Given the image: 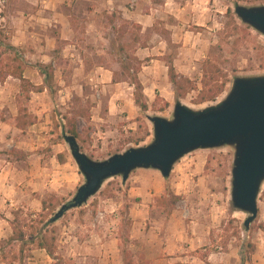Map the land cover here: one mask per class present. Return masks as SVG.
<instances>
[{
    "label": "rangeland",
    "instance_id": "374dc122",
    "mask_svg": "<svg viewBox=\"0 0 264 264\" xmlns=\"http://www.w3.org/2000/svg\"><path fill=\"white\" fill-rule=\"evenodd\" d=\"M237 4L262 5L264 0L255 2L215 0L213 6L210 7V21L207 20L202 27L191 22L185 27L192 31L189 33L185 45L191 47L196 53L201 49L204 51V57L195 56L198 60L193 58L194 67L188 68V77L196 82L197 87L201 88V60L206 58L209 53L215 57L217 64L229 75L230 82L227 84L226 90L213 101L197 103L198 91L194 90L187 92L184 97H177L174 91H168L169 106L159 111L155 109L162 107L163 101L167 100L159 92H154L151 95L152 98H147V101L151 105L156 95H159L160 98L156 100V108H149L146 112H139L136 108L135 114H132V117L128 119L125 118L128 112L121 110L108 119L107 97L109 92L106 90L98 92L93 87L88 66L85 72L72 70L70 67L68 73L58 74L52 83V96L50 95L47 99L48 103L40 105L39 108H37L36 100L29 102V99L25 98V92L21 90L19 81L6 78L8 89L1 92L3 95L1 102L6 105H0V115L3 119H7L9 127L5 137L0 138L2 141L0 164L5 165L7 161H14L19 157L18 147L21 146L25 131L30 129L29 140L34 139L32 142H35H33V146L36 147L35 151L39 150L45 158H49L53 154L51 145L59 143V146L56 147L62 149L69 162L78 169L68 144L63 138L66 129L61 126L64 123L62 115L73 109L85 107L89 110L91 117L100 116L106 119V121L100 122V130L95 132H93L94 124H92L91 118L89 120L78 118L77 120V128L80 133L77 141L82 147L81 150L94 160H103L129 147L149 143L152 139V123L148 117L159 115L170 119L176 100L192 109H200L222 99L229 90L234 77L264 74L263 34L249 26L250 35L240 37L238 43L232 44L231 39L225 40L223 30L227 20L225 13L228 7L234 13V7ZM236 19L242 23L237 17ZM122 25L126 27L124 31L129 27L132 35H128L125 39L116 35L117 40L115 41L114 36L109 37L107 34L108 40L105 45L104 64L110 68L115 67L118 79L126 78L120 74L121 68L124 66V55L128 53L132 55L134 47L138 46L137 43L131 41L134 35L139 37L141 44H146L151 40L154 41L153 43H157L159 39L151 38L153 27L140 34L136 24L131 28L127 24L123 23ZM153 26L159 30H165L158 20L154 22ZM121 44L126 46L125 51L119 50ZM161 45L158 43L157 47ZM181 45L182 43L176 44L168 41L167 53L169 51L172 54L178 52V47ZM3 49V47L0 48V51ZM157 49L162 50L161 48ZM155 53H157L156 50ZM12 55V51L2 53L0 59V62H3L2 66ZM147 59L148 57L144 62L149 61ZM97 60V58H90L86 62L93 63ZM147 91L150 93V90ZM7 104L11 106L9 107ZM23 108L27 109V113L31 115L32 119L34 110L40 111L42 117L39 121L34 118L35 125L27 126L24 128L26 130L21 132L16 130V115L19 109L21 114H25L21 110ZM136 139L141 140L135 145ZM119 149L121 150L118 151ZM233 156L234 148L229 145L197 149L179 159L167 178L162 177L157 170L136 169L130 173L125 182L121 176H113L105 180L99 191L91 196L86 203L67 210L57 221L46 226L48 237L55 238L57 258L48 259L43 254L38 257L37 264H88V262L99 259L96 251H94V255L84 251V253L78 254V252H72L70 248H66L67 246L71 247L72 241L75 243V239L93 244L94 249H96L97 243H107L109 250L116 248L121 264V246L123 244L131 251L135 264L138 261H148L150 264H257L259 260L263 261L264 182L257 198V217L251 223L250 228L246 230L243 221L247 214L233 208L230 199ZM83 182L84 177L80 173V178L72 190L60 191L57 196L47 192L43 199L48 201L51 195L57 197L61 204L56 208V212L63 203L74 196L77 187ZM170 192L179 196V200L171 210L159 201L162 196L168 197ZM7 210L11 219H13V212L17 213V224L26 233L36 231L46 223V220L42 222L43 215L45 219L53 216L52 214L48 217L47 211L41 214V209L38 212H33L18 204L13 207L8 204L4 211ZM0 216H2L1 213ZM126 219H129V225L124 223ZM127 235L129 240L124 243L123 239ZM9 237L10 235L0 241V263L27 264V260L24 261L23 257L30 250L36 248L35 243L27 244L24 253V251H20L21 242L8 243ZM249 243L254 245V250L251 251L248 248ZM24 248L25 246H23ZM241 249L244 259L240 254ZM84 255L88 258L84 259ZM178 257H181L183 262ZM93 264L95 263L93 262Z\"/></svg>",
    "mask_w": 264,
    "mask_h": 264
},
{
    "label": "crops",
    "instance_id": "0c3cea01",
    "mask_svg": "<svg viewBox=\"0 0 264 264\" xmlns=\"http://www.w3.org/2000/svg\"><path fill=\"white\" fill-rule=\"evenodd\" d=\"M214 2L215 0H163V3L157 4L152 0H0V30L3 33L0 38L7 36L8 38L4 41L19 50L29 65L25 68L24 77L35 85L43 82L35 66L37 63H51L54 68V78L58 74L68 73L70 67L72 70L85 72L88 66L93 87L98 92L103 90L109 92L108 119L121 110L128 112L125 116L128 119L135 114L137 108L133 101V87L124 78L113 82L115 67L110 68L104 64L107 34L109 37L114 36L116 41L115 36H120L118 31L123 23L130 28L134 24L139 25L140 34H143L151 30L156 20L160 21L167 33L162 34L153 30L151 38H159L157 43H153V40L147 41L144 47L141 46L139 37L134 35V37L137 36V40L131 38V41L138 46L134 47L133 55L140 60L150 56L159 57L170 53V51L167 53L168 41L182 43L178 47L179 51L173 53V63L179 74L189 76L188 68L194 67L193 58L194 60H198L195 56L203 58L204 51L201 49L196 53L191 47L185 45L189 33L192 32L185 27L190 22L202 27L207 20L210 21V7ZM128 35H132L129 27L120 37L125 39ZM158 43L165 46L157 47ZM90 58L98 60L93 63L86 62ZM138 76L147 98L151 99L152 93L159 92L168 101V91L172 92L173 86L169 82L167 66L162 59L151 58L144 62ZM8 78L19 81L12 76ZM7 85L6 80L0 82L1 106L6 105L1 102L3 100L1 92L8 89ZM147 90H150V93H147ZM29 95V102L36 100L37 108H39L40 105L48 103L50 92L45 87L43 91H31ZM7 106L11 105L7 104ZM39 112L32 111L33 118H37L38 121L42 117ZM6 120L0 115V138L5 137L8 130L9 125ZM91 120L94 124L93 132L100 130V122L106 121L100 116H93ZM16 130L24 132L26 129L16 128ZM30 131V129L25 131L21 146L18 147L20 157L15 158L14 161H7L5 165L0 164V213L2 214L0 241L13 233L10 224L12 219L8 210L4 211L8 204L10 207L18 204L22 208L38 212L42 207L41 201L44 194L50 192L57 196L60 191L72 190L80 178L79 170L69 162L68 157L63 154L64 151L56 147L59 143L51 145L53 154L49 158H45L41 151H35L36 147L33 146L35 142H32L34 139L29 140ZM0 145L2 148L1 140ZM58 154H63L64 162L58 161ZM71 245L66 248L78 254L86 252L94 255L96 251L99 259L93 260L95 264H121L116 248L109 250L107 247L109 245L105 242L97 243L96 249L93 244L76 239ZM26 247L25 245L24 253ZM43 254L51 259L45 250L39 248L30 250L23 259L27 260V264H37L38 257ZM84 257V259L88 258L86 255ZM111 257L113 259H110ZM178 258L183 262L181 257ZM257 264H264V259L259 260Z\"/></svg>",
    "mask_w": 264,
    "mask_h": 264
},
{
    "label": "water",
    "instance_id": "95a60500",
    "mask_svg": "<svg viewBox=\"0 0 264 264\" xmlns=\"http://www.w3.org/2000/svg\"><path fill=\"white\" fill-rule=\"evenodd\" d=\"M236 17L264 35V4L234 7ZM152 139L132 146L103 160H94L81 150L74 135L63 133L84 182L74 196L51 217L57 221L64 213L94 196L105 180L121 176L123 182L136 169H153L169 177L174 164L197 149L234 148L231 169L232 207L247 214L248 230L258 213L257 198L264 182V74L236 76L225 96L200 109L176 100L170 119L153 115Z\"/></svg>",
    "mask_w": 264,
    "mask_h": 264
},
{
    "label": "trees",
    "instance_id": "16d2710c",
    "mask_svg": "<svg viewBox=\"0 0 264 264\" xmlns=\"http://www.w3.org/2000/svg\"><path fill=\"white\" fill-rule=\"evenodd\" d=\"M245 2H255L258 0H241ZM154 3L161 4L163 3V0H153ZM227 20L224 24L223 30L225 35V40L231 39L232 44L238 43V40L240 37L248 36L250 35L249 26L244 25L240 23L234 13L232 12L231 8H227V11L225 13ZM138 29L140 28L139 25H135ZM124 28L125 26L122 25L119 28V35L123 36L124 34ZM153 30L155 32H162L167 33V30H159L156 28V26H153ZM2 31L0 30V36L2 35ZM119 36V37H120ZM137 37V36H136ZM136 37H133V40H137ZM8 37H2L0 38V48H4L0 51V59L2 53L6 51H12L13 55L9 58L8 61L4 63L2 66V61L0 62V82L5 81V79L8 76H12L19 80L20 82V88L22 91L25 92V98L29 99L30 95L29 93L31 91L33 92H41L44 90L45 87L48 88L50 95L52 96V83L54 80V68L51 63L48 64H42L37 63L35 66L38 68L39 73L41 74L43 78V82L40 85L33 84L28 78L24 77V71L25 68L28 67L27 61L22 57L21 53H19V50L12 46L10 43H8L6 40ZM3 41V42H1ZM141 46H145L144 43L141 44ZM119 50L125 51L126 46L124 44L119 45ZM154 57H148L147 60H150ZM162 59L165 62V65L167 66V75L169 82L173 86L174 94L177 97H184L187 92L189 91H198L197 94V103H202L205 101H213L218 97L221 93H223L226 90L227 84L230 82L229 75L227 71L222 69L217 62L215 61V57L211 55L210 53L207 55L206 58L201 60V72H202V79H201V88L199 89L197 87L196 82L191 79L188 76H184L182 74H179L173 63V54L169 53L163 56L155 57ZM145 59L140 60L138 57L134 56L133 54H126L124 58V66L121 68L120 74L126 76L125 80L129 82V84L133 87V101L136 107L138 108L139 112H146L149 110V108H156V100H158L159 95H156L155 100L150 105L147 101V97L144 93V87L139 79V72L141 71V66L144 63ZM12 63V64H11ZM117 73H113V82L119 80L116 77ZM169 106L168 101H163L162 107L159 110L162 111L165 108ZM24 111L25 114H21L20 109L18 114L16 115V127L19 129H23L27 126H30L34 124V118L32 119L31 115L27 113V109L23 108L21 109ZM69 114V115H68ZM64 119L63 125H61L64 129H66V132L68 134L74 135L76 138L80 137V133L77 128V120L78 118H84L85 120H89L91 118V114L89 110L85 107H78L73 109L67 114L62 115ZM141 139H136L134 144H138V142ZM82 148V147H81ZM119 149L118 151H120ZM20 157V155H19ZM57 159L59 162H64V157L62 154L57 155ZM179 200V196L175 195L174 193H169L168 197L162 196L159 198V201L163 203L166 207L169 208V210L173 209L177 201ZM42 207H41V214L43 212L47 211V216L54 214L56 208L61 204V201L54 195H51L49 197V200L46 201L43 199L41 201ZM46 220V223L39 227L36 231H30V233H26L22 229L21 226H19L18 223V217L17 213L13 212V219L10 221L13 233L8 238V243L18 241L21 242V248L20 251H23V246L29 244V243H35V247L39 249L45 250L46 254L52 258L56 259V244H55V238L53 236L48 237L46 226L51 224L53 221L51 218L45 219L43 215V221ZM125 225H129L130 221L129 219H126L124 221ZM251 231V230H250ZM27 236H30L29 239ZM124 243H126L129 240L128 235L124 237L123 239ZM29 242V243H28ZM124 245V244H123ZM121 246V255H122V264H135L132 260V253L129 249H127L124 246ZM248 248L252 251L254 250V245L250 244L248 245ZM242 259H244V255L242 252V249L240 251ZM241 259V260H242ZM137 264H150L148 261H138Z\"/></svg>",
    "mask_w": 264,
    "mask_h": 264
}]
</instances>
